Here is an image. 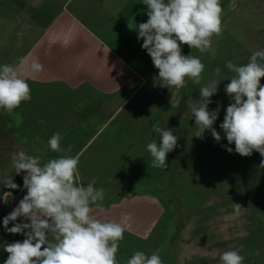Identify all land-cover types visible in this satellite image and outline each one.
Returning a JSON list of instances; mask_svg holds the SVG:
<instances>
[{"label":"rangeland","instance_id":"rangeland-1","mask_svg":"<svg viewBox=\"0 0 264 264\" xmlns=\"http://www.w3.org/2000/svg\"><path fill=\"white\" fill-rule=\"evenodd\" d=\"M29 1L23 10L24 24H21L12 5L0 0V65L18 64L22 52L34 48L37 39H44L45 47L53 46L62 54L81 52L82 61L89 67L94 64V54L106 48L130 65L140 75L139 81L155 84V91L166 94L167 128L179 137L178 146L167 155L168 167L122 169L116 177L119 185L126 186L128 191L158 197L165 215L147 239L119 244L118 264H126L136 251L151 254L156 249H160L162 264H221L219 256L229 248L239 251L244 257L243 264H264V167L260 166L264 157L256 151L248 157L239 155L234 144L228 145L219 127L232 102L225 85L234 74L225 67L226 62L246 64L252 52L264 50V0H221L222 32L214 38L207 53L181 45L183 55L201 58L205 68L199 84L186 78L185 86L180 89L160 84L158 69L142 48L143 40H138L137 31L128 27V23L138 25L147 21V7L142 0H45L38 6L33 0ZM56 20L64 22L66 28L53 45L48 37ZM25 30L28 33L22 40ZM68 33L72 39L65 46L62 39ZM65 59L67 63H63L62 68L65 65L72 68L81 62L75 57ZM216 68L221 70L218 75ZM210 80L220 82L208 106L210 111L220 106L214 124L221 135L219 143L210 132H206L203 139L193 136L195 118L187 103L189 98L191 103H196L199 89ZM135 102L136 99L128 108ZM39 107L45 114L53 111L51 104ZM23 111L31 112V109L25 111L20 106L11 113L0 109V181L16 176L10 158L13 152L27 150L29 155L44 158L51 151L47 130L45 137L37 139L31 135L32 131L26 134L22 129L16 114ZM49 124L45 122L46 127ZM86 139L77 142V149ZM224 145L233 152L226 151ZM61 146L67 148V138H62ZM147 172L151 173L150 178H146ZM124 178L126 185L120 184ZM6 189L0 182V205ZM236 204L240 205L239 215H234ZM5 216L6 207L2 205L0 256L12 235L4 230Z\"/></svg>","mask_w":264,"mask_h":264},{"label":"clouds","instance_id":"clouds-1","mask_svg":"<svg viewBox=\"0 0 264 264\" xmlns=\"http://www.w3.org/2000/svg\"><path fill=\"white\" fill-rule=\"evenodd\" d=\"M147 7L146 22L128 23L130 30L143 40L142 48L158 69V79L169 89L185 86L186 78L201 82L205 65L201 58L183 55L181 45H188L205 54L213 46L214 38L222 32L221 0H142ZM53 38V43L60 40ZM72 36L65 34L62 43L70 44ZM225 67L234 75L225 85V92L232 102L227 106L223 130L228 145H235V152L243 157L253 151L264 157V50L252 52L246 64L237 65L231 60ZM43 65L33 61L28 65H0V109L13 112L22 102L31 100V88L24 78L28 73H40ZM220 68H216L218 75ZM218 83L210 80L199 89V99L187 101L195 118L193 136L203 139L210 132L219 143L221 135L214 127L220 106L209 110L210 99L217 93ZM152 130L159 142L146 145L151 156V167L167 168V155L178 146L173 130L153 124ZM39 139V138H37ZM62 136L54 133L48 140L51 151L59 153L56 158L42 162L41 155H29L23 150L11 154L15 175L23 173V188L5 177L3 187L21 191L26 195L17 206L3 218L4 230L10 234H22L23 241L4 245L8 253L4 264H118L119 242L124 239V224L115 220H101L93 215V206L99 207L105 198L102 188L95 187L93 178L87 185L82 183L78 170L79 157L71 156L72 146H61ZM223 147L229 153L231 147ZM264 167V159L261 160ZM11 192L4 193L8 202ZM224 212L226 209H219ZM236 204L234 215H239ZM26 222H17L18 218ZM10 222L13 223L9 227ZM221 264H243L239 251L229 248L219 256ZM126 264H162L160 249L151 254L136 251Z\"/></svg>","mask_w":264,"mask_h":264},{"label":"crops","instance_id":"crops-1","mask_svg":"<svg viewBox=\"0 0 264 264\" xmlns=\"http://www.w3.org/2000/svg\"><path fill=\"white\" fill-rule=\"evenodd\" d=\"M6 1L15 9L20 23L24 24L23 10L30 1ZM44 1L33 0L36 6L42 5ZM65 28L66 24L61 20L52 24L48 37L51 44L58 42L53 43V38L62 37ZM27 33V30L22 32V40ZM83 55L79 51L62 54L53 46L45 47L44 39H37L34 48L23 51L20 64L38 61L43 65V70L40 73H28L24 77L31 88L32 98L20 106L25 111L30 108L31 112L16 114V120L21 122L26 134L32 131V136L45 137L47 130L50 137L59 132L62 138H67L68 145L72 146L69 155L79 157L78 170L82 183L87 185L95 178V187L105 192L102 204L93 206V215L102 221L126 220L124 239L119 244L141 241L150 237L158 226L165 215L164 205L152 194L128 191L126 186L119 185L116 177L118 170L122 169L153 168L146 145L154 139L159 142L152 130L153 124L167 128L166 94L155 91V84L139 81L140 75L106 48L94 54L95 60L91 67L84 64ZM72 57L81 62L72 68L67 65L62 68V64L67 63L65 58ZM135 99V104L128 108ZM46 104L52 105L53 111L49 114L39 107ZM45 122L51 124L46 127ZM82 138L87 139L77 149V142ZM58 156L49 151L42 162ZM23 175H16L13 181L17 177L23 180ZM150 175L147 172L146 178H150ZM124 183L126 185V178L120 184ZM26 191L12 194L7 203L3 201L7 215L26 195ZM6 192H9L8 188ZM17 222L26 221L21 217ZM10 223L9 227H12L13 223ZM24 238L22 234H12L5 244L22 242ZM7 257L8 253L4 251L0 256V264H4Z\"/></svg>","mask_w":264,"mask_h":264},{"label":"water","instance_id":"water-1","mask_svg":"<svg viewBox=\"0 0 264 264\" xmlns=\"http://www.w3.org/2000/svg\"><path fill=\"white\" fill-rule=\"evenodd\" d=\"M13 182L18 184L20 186V188H22L23 180L20 177H17ZM19 191H20V189H16V190L9 189V192H11L14 195L18 194Z\"/></svg>","mask_w":264,"mask_h":264}]
</instances>
